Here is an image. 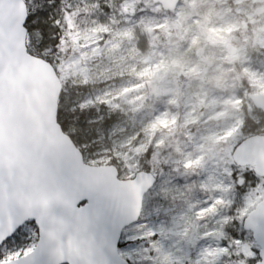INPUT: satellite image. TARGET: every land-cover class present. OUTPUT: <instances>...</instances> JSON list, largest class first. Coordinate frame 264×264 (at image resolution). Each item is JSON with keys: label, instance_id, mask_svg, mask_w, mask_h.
<instances>
[{"label": "water", "instance_id": "95a60500", "mask_svg": "<svg viewBox=\"0 0 264 264\" xmlns=\"http://www.w3.org/2000/svg\"><path fill=\"white\" fill-rule=\"evenodd\" d=\"M24 0H0V241L33 221L37 242L7 264H129L118 252L122 231L137 222L156 175L119 178L114 165H91L57 120L61 81L27 50ZM239 167L264 179V135L242 140ZM264 264V197L242 222Z\"/></svg>", "mask_w": 264, "mask_h": 264}, {"label": "clouds", "instance_id": "9594fccd", "mask_svg": "<svg viewBox=\"0 0 264 264\" xmlns=\"http://www.w3.org/2000/svg\"><path fill=\"white\" fill-rule=\"evenodd\" d=\"M133 4L144 15L121 23L125 12L118 7L104 24L107 31L99 25L85 30L98 41L95 48L62 49L75 64L68 73L72 84L90 89L104 109L122 122L132 116L142 121L134 127L126 124L129 143L140 145L142 152L150 147L153 154L164 153L180 164L184 153L176 154L177 141L192 149L191 157L201 154L196 145L224 151L242 116L264 121V87L249 76L260 60L258 77L264 85V0H133ZM132 10L129 5L128 11ZM157 23L165 27L145 31ZM226 26L230 30L219 39L209 37L208 29ZM124 33L144 35L146 48L138 51ZM153 64L163 67L147 79H138ZM141 83L145 86L138 93L125 94L124 89ZM236 99L242 103H229ZM161 110L176 124L153 132L151 126ZM160 162L168 163L165 155Z\"/></svg>", "mask_w": 264, "mask_h": 264}, {"label": "rangeland", "instance_id": "374dc122", "mask_svg": "<svg viewBox=\"0 0 264 264\" xmlns=\"http://www.w3.org/2000/svg\"><path fill=\"white\" fill-rule=\"evenodd\" d=\"M83 5L87 8L91 5L96 7L94 11L81 14L77 12L75 16L71 13L66 17L71 44L82 52L95 48L98 43L96 39L85 35V30L99 25L100 29L107 31L104 24L109 17L115 15V8L122 7L125 12L121 23L131 22L137 16L144 15L135 7L133 0H86ZM129 5L133 6L131 12L128 11ZM163 27L164 24L157 23L154 26L149 25L145 31L154 32ZM229 30L230 26L211 28L208 29V35L212 39H219ZM123 37L134 41L138 51L147 46L144 35L124 33ZM260 63V60L256 61L255 71L249 73V76L258 87H264L258 77ZM53 67L62 84L70 89L79 88L75 107L81 109L100 104L90 89L71 83L68 73L75 67L72 61L56 62ZM162 67V64H153L145 68L138 79H147ZM144 86L142 83L137 84L124 89V92L138 93ZM229 103L240 105L242 101L236 99ZM246 119L261 126L264 124L259 117L245 114L239 119L237 134L230 144L237 139ZM141 123L135 116L124 122L117 120L107 131L108 147L97 144L90 150L86 148L85 161L88 164L125 167L128 175H132L133 166L142 154L149 151L152 156L156 183L143 200L138 221L122 232L120 254L129 264H250L249 257L253 254V249L258 248L250 233L244 234L243 239L238 235L244 232L242 221L246 214L264 197V180L248 178L242 192L237 190L235 182L239 181L249 168L238 167L233 163L230 144L224 151L196 145L201 154L191 157L188 154L192 149L177 141L176 154L184 153L183 162L180 164H174L172 158H168L164 153L153 154L150 147L142 152L140 145L129 143L125 135L128 131L126 124L134 127ZM175 124L176 120L170 119L168 114L161 110V115L157 116L151 127L155 132L157 129L166 130ZM156 147L159 148L160 145ZM162 155L168 159L167 164L160 162ZM167 191L172 193L168 195L170 202L160 198L156 203L157 197ZM31 224L34 227L27 229L28 235L20 249L12 250L16 254L0 250V255L11 260L29 253L37 242V228L34 222L31 221ZM241 255V258H237Z\"/></svg>", "mask_w": 264, "mask_h": 264}, {"label": "trees", "instance_id": "16d2710c", "mask_svg": "<svg viewBox=\"0 0 264 264\" xmlns=\"http://www.w3.org/2000/svg\"><path fill=\"white\" fill-rule=\"evenodd\" d=\"M28 9V17L26 22L27 28V50L30 54L40 57L48 61L52 66L56 62L68 60L66 52L71 51L69 45L72 46L68 32V24L66 17L68 14L83 13L88 8L83 5L86 0H24ZM83 9V11H81ZM83 90V88H82ZM79 88L70 89L62 84V90L58 100L57 120L64 132H66L72 141L81 148L85 158L87 150L94 145L101 144V147H108L106 135L111 125L120 120L114 112H107L102 104L86 108L75 107V101L79 97ZM261 128V129H260ZM264 134V129L260 124L246 119L244 125L239 130L237 139L230 144L232 148L243 139L255 134ZM85 146V147H83ZM87 148V150H86ZM151 161L150 163L148 161ZM119 176L123 179L130 178L138 171H150L153 169L152 156L149 151L142 154L139 160L133 166L132 175L127 174L124 167L117 166ZM258 179L252 170L243 175L239 181L235 182V186L239 192H242L246 179ZM157 197V202L161 199L169 201L168 195ZM161 198V199H160ZM248 234L245 231L239 233L238 237L243 239V235ZM121 244H119V249ZM258 250L253 249V254L249 257L250 264L257 259ZM238 256L237 258H241Z\"/></svg>", "mask_w": 264, "mask_h": 264}, {"label": "snow or ice", "instance_id": "6c2138e0", "mask_svg": "<svg viewBox=\"0 0 264 264\" xmlns=\"http://www.w3.org/2000/svg\"><path fill=\"white\" fill-rule=\"evenodd\" d=\"M29 227H34L31 221H25L16 226L7 236L0 241V250L6 251L10 254L13 253L12 250H19L20 246L23 244L25 238L27 237V229ZM0 264H7V257L0 255Z\"/></svg>", "mask_w": 264, "mask_h": 264}, {"label": "flooded vegetation", "instance_id": "af4514ba", "mask_svg": "<svg viewBox=\"0 0 264 264\" xmlns=\"http://www.w3.org/2000/svg\"><path fill=\"white\" fill-rule=\"evenodd\" d=\"M152 171H154L153 169H152ZM155 173V172H154ZM156 174V173H155Z\"/></svg>", "mask_w": 264, "mask_h": 264}]
</instances>
